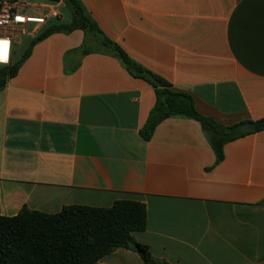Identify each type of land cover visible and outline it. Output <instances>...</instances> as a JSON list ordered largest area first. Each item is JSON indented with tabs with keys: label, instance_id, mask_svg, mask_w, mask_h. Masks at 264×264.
Listing matches in <instances>:
<instances>
[{
	"label": "crops",
	"instance_id": "0c3cea01",
	"mask_svg": "<svg viewBox=\"0 0 264 264\" xmlns=\"http://www.w3.org/2000/svg\"><path fill=\"white\" fill-rule=\"evenodd\" d=\"M80 1L201 115L224 126L264 120V0ZM18 35L8 64L19 60ZM83 41L79 30L50 35L0 88V216L137 201L147 223L132 237L157 260L264 264V130L226 143L219 163L192 119L167 118L144 141L152 87L111 55L82 56ZM97 264L143 262L116 249Z\"/></svg>",
	"mask_w": 264,
	"mask_h": 264
},
{
	"label": "trees",
	"instance_id": "16d2710c",
	"mask_svg": "<svg viewBox=\"0 0 264 264\" xmlns=\"http://www.w3.org/2000/svg\"><path fill=\"white\" fill-rule=\"evenodd\" d=\"M61 1L71 13L70 22L63 24L56 20L43 25L22 57L0 68L1 85L16 76L34 45L50 35L70 34L79 30L85 36L81 46L82 56L93 52L111 55L121 62L132 77L152 87L155 103L139 130V136L144 141H148L155 127L167 118L192 119L199 123L215 154V163H219L223 158V146L246 134L240 131L246 122L224 126L201 115L190 94L173 88L170 83L133 61L116 43L103 35L80 0ZM88 37L99 48H87L86 44L91 43ZM76 69V66L65 68L64 72L73 73ZM254 125L256 131L264 130V120ZM146 223L145 205L131 200L116 201L109 208L71 205L55 214L23 207L15 216H0V264H97L116 249L135 252L143 264H166L155 259L147 246L132 237L134 233L143 232Z\"/></svg>",
	"mask_w": 264,
	"mask_h": 264
},
{
	"label": "built area",
	"instance_id": "2783aa9c",
	"mask_svg": "<svg viewBox=\"0 0 264 264\" xmlns=\"http://www.w3.org/2000/svg\"><path fill=\"white\" fill-rule=\"evenodd\" d=\"M60 5V0H48L40 5H27L19 0L0 1V54L4 58H0V65L9 63L13 34H26L30 24L45 25L59 20ZM28 8L34 9L33 15L27 14Z\"/></svg>",
	"mask_w": 264,
	"mask_h": 264
},
{
	"label": "rangeland",
	"instance_id": "374dc122",
	"mask_svg": "<svg viewBox=\"0 0 264 264\" xmlns=\"http://www.w3.org/2000/svg\"><path fill=\"white\" fill-rule=\"evenodd\" d=\"M22 3H28V4H38L40 2H44V1H48V0H19ZM59 12L61 14V17L59 19L60 23L63 24H68L71 20V13L70 11L63 5V3L60 5L59 7ZM28 15H33V13H27ZM53 22V21H52ZM55 22V21H54ZM51 23V21H50ZM42 28L41 26H38V29ZM38 33H32V31H29L27 34L25 35H18L16 37V39L14 40L15 42V51H16V58L20 59L23 55V53L25 52V50L27 49L28 46V42L31 40V38H33L35 35H37ZM23 42L22 44H20V42ZM88 41L91 43H87L86 47L89 49H97L99 48L97 43H95L91 37H88ZM1 67V66H0Z\"/></svg>",
	"mask_w": 264,
	"mask_h": 264
},
{
	"label": "water",
	"instance_id": "95a60500",
	"mask_svg": "<svg viewBox=\"0 0 264 264\" xmlns=\"http://www.w3.org/2000/svg\"><path fill=\"white\" fill-rule=\"evenodd\" d=\"M1 86L2 85L0 84V88ZM254 130H255V125L253 123H247L240 128V131L243 133L253 132Z\"/></svg>",
	"mask_w": 264,
	"mask_h": 264
},
{
	"label": "bare ground",
	"instance_id": "6f19581e",
	"mask_svg": "<svg viewBox=\"0 0 264 264\" xmlns=\"http://www.w3.org/2000/svg\"><path fill=\"white\" fill-rule=\"evenodd\" d=\"M0 58H1V59H4L3 56H2V54H0Z\"/></svg>",
	"mask_w": 264,
	"mask_h": 264
},
{
	"label": "snow or ice",
	"instance_id": "6c2138e0",
	"mask_svg": "<svg viewBox=\"0 0 264 264\" xmlns=\"http://www.w3.org/2000/svg\"><path fill=\"white\" fill-rule=\"evenodd\" d=\"M6 43V42H5Z\"/></svg>",
	"mask_w": 264,
	"mask_h": 264
}]
</instances>
